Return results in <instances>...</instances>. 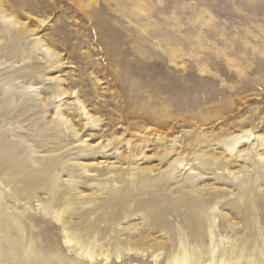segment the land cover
Returning <instances> with one entry per match:
<instances>
[{"label":"rangeland","instance_id":"obj_1","mask_svg":"<svg viewBox=\"0 0 264 264\" xmlns=\"http://www.w3.org/2000/svg\"><path fill=\"white\" fill-rule=\"evenodd\" d=\"M77 101L98 119L91 131L74 114ZM59 110L93 145L114 120L131 140H153V133L175 139L187 164L181 171L168 168L153 140L136 162L151 171L113 179L106 163H120L110 145L108 160L84 172L72 166L83 149L71 129L57 123ZM0 133L27 148L26 160L35 167L42 166L39 159L59 160L53 190H34L39 200L13 197L12 184L6 193L0 187V264H264V0H0ZM231 133L250 134L236 145L246 150L237 159L225 141ZM198 154L208 163L194 159ZM118 155L127 150L119 148ZM101 169L105 175H97ZM7 177L0 174L1 186ZM162 177L166 184L156 185ZM152 196L164 206L182 200L197 208L207 199L211 223L190 234L184 208L179 216L156 203L135 209ZM58 200L59 217L73 229L62 228L54 212L44 217L43 208ZM108 210L122 214L103 230ZM149 211H159L170 226L157 227ZM85 212L89 220L99 218L92 231L78 217ZM28 213L36 215L33 221ZM13 218L25 227L24 236L10 227ZM74 234L78 250L90 255L77 258L69 250L64 235ZM139 236L159 245L169 236L173 244L140 256L126 250L139 244L118 242Z\"/></svg>","mask_w":264,"mask_h":264},{"label":"bare ground","instance_id":"obj_2","mask_svg":"<svg viewBox=\"0 0 264 264\" xmlns=\"http://www.w3.org/2000/svg\"><path fill=\"white\" fill-rule=\"evenodd\" d=\"M2 18L4 21H12L11 17L6 16L4 14H3ZM43 51L45 52V54H47L49 56L53 55V53L47 48H44ZM57 94H58V96L61 95L60 93H57ZM43 98H45V96ZM54 98L55 97H53L52 100H54ZM44 100H46V99H44ZM9 103L10 102H6L3 106L8 107ZM52 103H53V101H52ZM75 103H76V109H75L74 114L78 115V118H79L78 120L81 121L82 128L85 131L90 130L89 128L91 127V124H93L95 126L97 124L98 119L94 118L93 115L90 114L89 111L87 109H85V107L79 101H77ZM155 112H154V115H155ZM157 115H160V114H157ZM57 119H58L57 123L65 124L68 126L69 129H71L70 134L74 138V141H81L80 148L82 147V149H83L82 153L77 154L74 157L75 160H74V162H72V166H81V168L83 169L84 172L89 171V166H91V165H99V164L104 163L105 160L101 162V161H99V159L108 160L107 158H109V157L106 154V152L109 150L108 148L110 145H112V149L116 148L115 149V151L117 153L116 158H118V160H119L118 162L120 163V165L118 167H115L113 162L111 164L106 163L105 171H106V169H107V171L105 173L112 176L113 179H122L126 173H129L130 176L131 175L134 176L133 170L143 172L144 170L150 169V168H145V167L140 168V167H138V164L136 162L138 161V159L142 158V154L144 153L145 149L151 144L149 142H151L153 140L155 141V146L159 148L158 151L156 152V156L158 157L159 154H161L160 157L168 162V168L170 167L171 170L181 171L184 168V166L187 164L186 159H184L183 156L181 157L180 156L181 152H179L177 150L176 144L174 143L175 139H172V140L167 142L165 136H161V135H158L156 133H153V138H154L153 140L150 137H144V136H139V137H136L135 140H131L129 138H125V136L123 135L124 133L119 134L118 130L114 127V125L116 123L113 120V121L109 122V126H110L109 130H107L104 133H101L100 134L101 140L97 141V143L93 145V144H91V142H87V139H82V137H80L79 132H78L79 129H77L75 127V125L73 123V118H69L68 116L64 115V112L59 110L57 112ZM152 123H153V121H152ZM146 134H147V132H146ZM225 137H227L225 141L229 143L228 144V151H230V152L235 151L234 152V158L235 159L239 158L240 155H246V153H245L246 150L235 149V147L239 143H244L246 141V139L249 140L250 134L244 135L243 133H241V134L237 135V134L231 133V134L226 135ZM6 138L7 137L5 135L0 133V174L8 175V177L5 179L4 185H2V186L0 185L1 189L6 193L8 191H7V189L5 190V188H4L5 185L12 184V189L10 190V194L13 197H15V198L21 197L23 199H28L30 201L33 199L39 200V197L35 194L34 190L37 189V187H39V185L47 186L48 187L47 190H53V187H52V185L54 183V181H53L54 180L53 170L55 169V165L59 162V160L56 161L55 159H53V160L39 159L38 161H43L42 162L43 164L41 167H35V166L29 164L26 160V157L29 154V152L26 150L27 148L25 149V148L19 146V143L16 140H11V139H8V138L6 139ZM94 139H96V136L94 134H90V139H88V141L90 140L93 142ZM230 139H232V140H230ZM176 140H177V138H176ZM122 147L124 148V151L127 150L128 155H126V156L118 155L119 148L121 149ZM160 150H162L161 153H160ZM113 157H115V155ZM200 158L202 161L204 159V161H203L204 164L208 163L207 162L208 158L203 157V154H198L194 157V159H200ZM85 159L86 160L91 159L92 162L89 164H85ZM123 163H126L127 166L123 167L122 166ZM133 163H136V164L132 166ZM151 170L152 169H150L148 171H151ZM119 171H120V173H118ZM15 173H19V174H17V176L15 177ZM190 173L191 172H189V174ZM97 175H105V174L103 173V170L101 169V170L97 171ZM192 176H194V175H192ZM166 179L162 177L161 179L155 180L157 182L156 185L163 186L164 184H166V181H167ZM128 182L131 183L130 181H128ZM131 189L132 188L130 187L129 190L126 192V195L128 196V198L133 196V194L130 192ZM161 189H162V187H161ZM180 191H181V193H185L188 196L190 190H188L186 192L182 189ZM194 192H196V191H194ZM67 194H69V193L66 192V195ZM64 195L65 194H62L61 198H63ZM182 195H184V194H182ZM102 197L105 199L106 202H109L111 199V198L107 197V195L106 196L102 195ZM122 198H123V196L118 197L116 202L119 203L120 200H122ZM105 201H104V203H105ZM199 202H200L199 205L201 206V208H197V203L195 204L193 201L187 202V201H182V200L176 201L175 203H171L170 205L164 206L163 204H161L162 201L160 200V198L152 196L148 200L145 199L142 202L138 203L137 206L135 207V209L136 210L137 209L146 210V208L148 209L150 207H154V205L156 203L158 208H160L161 212H162V210H168L170 212L174 211V213L179 216L180 212L182 211L181 208H184L185 212H186V216H183V218L186 220V224L190 228V234H194L195 232L198 231L199 227L203 226L205 221H206V224L210 225V223H211L210 219H208L207 216L204 214L205 208H206V207L204 208V206L208 204L207 199L202 198L199 200ZM60 203H61L60 200L51 201L48 206L43 208L44 217L45 216H51L52 215L51 213L54 212V217L56 219H58V222H60L62 224V228L73 229L75 226H72L71 223L69 225H65L67 223L66 220L62 217L61 218L59 217L64 212L62 210L56 209V205H59ZM159 211H154V212L149 211L148 212V215L152 219V222L155 223L157 227H161V228L167 227V226L169 227L170 223L168 221L164 220L160 216ZM22 214L26 216V212H23ZM107 214H109L108 217L105 218V219H107V221L104 224H102L103 227L101 229H103V230L112 226L113 223L110 224V221L112 219H115V218L119 219L121 217L122 213L119 210H114V211H109ZM27 216H30V220L33 221L34 216H36V215L28 213ZM38 216L42 218L41 215H38ZM78 217H79V219H81V218L87 219V214H86V212L81 213V214H79ZM2 220H4V217H3V214L0 210V223L2 222ZM87 220L89 221L88 228L90 231H92V229H94L95 227H98L97 223L99 222V218H96V216L91 220H89V219H87ZM68 221H71V220L69 219ZM101 222H103V220H101ZM111 222H113V221H111ZM117 225L120 226V223L118 222ZM6 226H7V228H9V224L6 223ZM10 227L16 228L18 230V232L20 233V235L24 236L25 227L21 226L20 223L18 222V220H16L15 218H13V222H12ZM127 227H128V225H127ZM153 229H154V227H153ZM127 233H129V232H127ZM141 234H143V233H141ZM64 237H65L64 238L65 243L69 247V250L72 253H74L77 258L78 257L81 258L83 255H86V254L90 255V252H88L90 250H88L87 253L80 252L78 250L76 244L73 242V241L78 240L79 234H74V236L73 235H71V236L70 235H64ZM128 237H129V235H128ZM21 238H23V237H21ZM130 238H132V237H130ZM201 238L203 239V237H201ZM132 239L133 240L125 238L124 240H122V239L118 240V242L119 243L123 242V244H126L128 246L129 245L135 246V245L139 244L138 248H136L137 246L136 247L130 246V247H127L126 250L137 249V252L136 251L135 252L137 255H140V256L151 255V254L152 255H158V254H155V251L153 252L152 250H156V249L159 250L161 248L164 249L168 244H173V239L169 236H168V238H166L165 242L163 241L164 243H162L161 245L156 244V243H151L153 241L151 238L150 239H146V238L143 239V237L141 238L139 236V237H135V238L133 237ZM141 239H143V240H141ZM140 240L142 241L141 243H140ZM149 242H150V244H146ZM145 245L150 246V248L147 249L145 247ZM181 245H182V243H181ZM92 246H93V244H92ZM29 252H30V248L27 249V253H29ZM128 252H130V251H128ZM192 252L195 254L194 251H192ZM118 253H119V251H118ZM182 255H183V258H186L185 252H183ZM49 258H55L57 260H62L60 255L57 253H50ZM177 259H178V255L174 256V258L171 260L173 262L174 260H177Z\"/></svg>","mask_w":264,"mask_h":264}]
</instances>
